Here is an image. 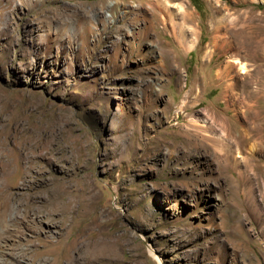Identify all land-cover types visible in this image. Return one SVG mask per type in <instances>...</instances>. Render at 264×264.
I'll use <instances>...</instances> for the list:
<instances>
[{"label": "rangeland", "instance_id": "obj_1", "mask_svg": "<svg viewBox=\"0 0 264 264\" xmlns=\"http://www.w3.org/2000/svg\"><path fill=\"white\" fill-rule=\"evenodd\" d=\"M161 1L0 0V264H264V0Z\"/></svg>", "mask_w": 264, "mask_h": 264}, {"label": "bare ground", "instance_id": "obj_2", "mask_svg": "<svg viewBox=\"0 0 264 264\" xmlns=\"http://www.w3.org/2000/svg\"><path fill=\"white\" fill-rule=\"evenodd\" d=\"M161 4L163 5V9H164V11H166V10L168 9V4H167V2H166V1L164 2V0H163V1H161ZM178 9H179V12H183V9H182L181 7H179ZM179 12H178V13H179ZM169 18H170V17H169ZM183 33H184V32L182 31V28H181L180 35L182 36ZM185 35H186V34H185ZM185 35H183L182 38H181L183 41L180 39L182 42L186 41V39L184 38ZM184 39H185V40H184ZM187 39H188V38H187ZM187 44H190V42L187 41ZM185 45H186V44H185ZM186 46H187V47H186ZM186 46H185L186 48H190L191 45H186ZM2 192H3V191H2ZM1 222H2V216H1V214H0V230H1V228H3V225H2Z\"/></svg>", "mask_w": 264, "mask_h": 264}]
</instances>
